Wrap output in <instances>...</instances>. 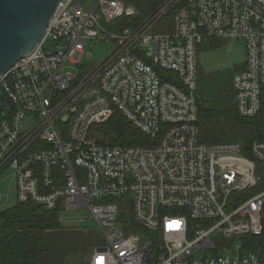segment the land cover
<instances>
[{"label":"built area","instance_id":"1","mask_svg":"<svg viewBox=\"0 0 264 264\" xmlns=\"http://www.w3.org/2000/svg\"><path fill=\"white\" fill-rule=\"evenodd\" d=\"M138 16L122 0L59 3L42 43L0 79V174L12 169L17 202L62 205L66 225L67 213L87 212L103 240L90 264H264V141L252 158L239 144L203 142L196 98L199 46L243 40L236 110L259 114L264 0H168L143 23L121 26ZM48 40L55 51L44 49ZM87 41L117 49L88 72H65L84 69ZM116 113L151 145H101L91 129ZM122 199L148 237L133 227L125 235ZM8 200L0 197V210Z\"/></svg>","mask_w":264,"mask_h":264},{"label":"trees","instance_id":"2","mask_svg":"<svg viewBox=\"0 0 264 264\" xmlns=\"http://www.w3.org/2000/svg\"><path fill=\"white\" fill-rule=\"evenodd\" d=\"M122 1L139 12L138 17L120 22L121 26H129L143 23L168 0ZM176 10L168 18H173ZM204 44L199 46L198 51ZM244 68L245 65L240 66L237 71ZM167 77L172 76L162 72V78L167 80ZM202 83L207 84L202 79L200 83L198 64L196 98L201 140L205 143L239 144L242 153L252 158V145L264 141V93L259 114L245 119L236 110L233 77L231 80H220L216 94L202 89ZM91 134L99 136L100 144L108 147L148 146L152 143L120 113L106 123L93 126ZM258 169L262 171L260 167ZM120 201L122 209L129 205L128 200ZM62 211V205L51 211L19 202L0 210V264H90L94 250L103 246L100 232L97 228L68 227L60 220ZM132 225L138 229L135 223Z\"/></svg>","mask_w":264,"mask_h":264},{"label":"rangeland","instance_id":"3","mask_svg":"<svg viewBox=\"0 0 264 264\" xmlns=\"http://www.w3.org/2000/svg\"><path fill=\"white\" fill-rule=\"evenodd\" d=\"M173 18H166L159 26L156 27V32H161L163 27H168L172 24ZM44 49L46 51H55L56 45L52 40H48L45 43ZM117 46L114 42H101L95 43L87 41L84 46V69L80 70L72 66H67L65 72L76 73L88 72L94 68L97 64L105 62L110 58L116 51ZM246 60V47L243 40L235 41H224V40H212L200 47L199 50V79L206 81L202 83V89L208 92L212 91V94L217 93L218 85L220 80H231L238 73L237 68L245 65ZM204 85V86H203ZM219 144H229V143H219ZM259 192V191H258ZM8 196L9 200L6 203V208L13 206L17 203V187L16 181L13 175L12 169L8 168L0 174V197ZM125 206L126 208L121 210L123 215L120 225L124 228V233L129 236L131 233L126 229L132 228L133 233H142V237H148L140 227L134 229V214L132 211V206ZM66 221L70 222L67 224L68 227H86L88 229L96 228L94 222L90 220L87 212L80 213H67L64 215ZM82 216L86 220L78 225L71 219L74 217ZM66 225V223H65ZM126 227V228H125Z\"/></svg>","mask_w":264,"mask_h":264},{"label":"water","instance_id":"4","mask_svg":"<svg viewBox=\"0 0 264 264\" xmlns=\"http://www.w3.org/2000/svg\"><path fill=\"white\" fill-rule=\"evenodd\" d=\"M61 1L0 0V79L42 43Z\"/></svg>","mask_w":264,"mask_h":264}]
</instances>
